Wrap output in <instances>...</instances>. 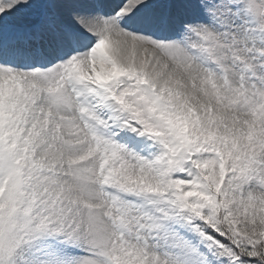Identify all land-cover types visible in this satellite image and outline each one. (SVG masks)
I'll use <instances>...</instances> for the list:
<instances>
[{
    "label": "snow or ice",
    "instance_id": "1",
    "mask_svg": "<svg viewBox=\"0 0 264 264\" xmlns=\"http://www.w3.org/2000/svg\"><path fill=\"white\" fill-rule=\"evenodd\" d=\"M0 264H264V0H0Z\"/></svg>",
    "mask_w": 264,
    "mask_h": 264
}]
</instances>
